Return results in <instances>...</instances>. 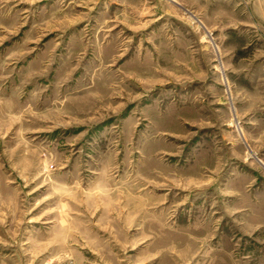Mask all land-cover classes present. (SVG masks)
<instances>
[{
  "label": "rangeland",
  "instance_id": "374dc122",
  "mask_svg": "<svg viewBox=\"0 0 264 264\" xmlns=\"http://www.w3.org/2000/svg\"><path fill=\"white\" fill-rule=\"evenodd\" d=\"M0 264H264V0H0Z\"/></svg>",
  "mask_w": 264,
  "mask_h": 264
}]
</instances>
